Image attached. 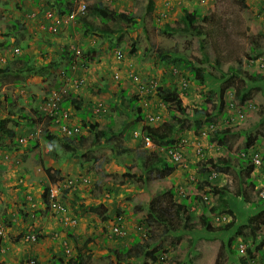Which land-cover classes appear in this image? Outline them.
<instances>
[{
  "label": "rangeland",
  "instance_id": "rangeland-1",
  "mask_svg": "<svg viewBox=\"0 0 264 264\" xmlns=\"http://www.w3.org/2000/svg\"><path fill=\"white\" fill-rule=\"evenodd\" d=\"M65 1L66 9L60 12L56 0H0V41L8 40L10 43L0 48V67L11 66L7 74L0 73V118H10L11 113L16 110V119H10L9 126L17 130L16 141L19 137L27 139L24 143L18 141L22 144L21 148L11 150V146L10 149L6 147L8 169L6 172L0 171V218L6 213L5 223L2 224L7 229L10 227L6 235L0 238L8 243L12 252L19 254L13 264H25L32 258L38 264H54V258H63V247L58 239H54L56 233V238L71 239L75 252L73 255L76 254L78 245L89 238L90 251L84 256L83 264H163L160 256L169 260L173 253L179 254L180 264H239V258L243 255L239 250L241 242L247 244V247L251 245L253 260L250 264H264V257L259 255L256 258V247L245 239V234H250L245 227L247 218L256 212L255 209L244 217L238 207L233 206L236 215L224 219V213L217 214L218 208L214 206L218 204L217 197L210 190L207 192L208 188L201 187V190L195 191V200L191 201L194 205H191L194 210L192 220L199 222L203 206L209 204L206 211L211 216L212 229H197L194 233L183 230L184 235L176 245L171 242L175 239L174 234L170 231L165 234L164 226L158 224L154 213L147 210L148 205L166 202L170 197L167 195L154 199L159 194V185L171 180L180 185L189 184L192 180L191 184L194 185L202 180L204 174L209 176L208 172L201 169V162L209 158L228 161L226 165H221L222 168L212 166L211 172L214 175L211 176V185L227 186L230 207L232 208L231 195L236 198L244 197L240 195L241 179H246L247 173L240 163L241 150L248 140L251 141L252 152L264 150V139L260 134V128L264 124V79H258V74L264 77L262 0H153L151 9L148 8L149 0H84L87 10L91 3L101 1L104 6L116 11L120 19L114 16L108 21H102L97 17L93 18L88 12L77 14L62 25L57 34H53L48 30L47 12L68 15L77 10L76 0ZM185 7L196 20L197 29H182L183 20L181 22L180 18ZM129 11L138 20L135 26L131 24V20L126 19ZM100 16L106 18L108 11L103 10ZM189 20L185 18V21ZM90 25H99V29L109 32L89 31L87 36L84 30ZM117 26L122 27L123 35L120 42L112 46L111 42H116L118 35L112 30ZM23 27L27 29L23 30ZM202 41L204 49L201 48ZM64 49L72 50V53H66ZM73 49H78V52ZM117 50L123 54L119 61L116 57ZM163 56L168 59L163 60ZM72 58L78 64H87L85 70L81 67L78 69V73L85 74L86 82L77 96L72 92L74 87L71 79L61 76L63 66H69ZM177 58H184L177 61L179 64L190 61L195 66L204 68L206 82L203 83V77L193 74L185 65H182L181 72L178 69V73L174 74V69L171 70L174 64L171 61ZM51 61L53 65L45 73L38 72L40 66ZM114 72H119L121 78H115ZM132 73L145 80L154 78L158 82L156 90L152 89L154 87L150 89L152 96L145 99L148 104L140 102L145 112L158 114L149 125L170 123L173 108L182 127L179 130L177 126L175 136L186 140L183 156L187 165L176 166L174 172L162 182L153 178L158 175L152 173V181L148 185L150 191L138 177L131 175V172L137 174L139 169L135 149L146 147L145 144L138 146L142 140L140 136L134 138L130 134V130L142 124V121H134V115L127 108L128 95L138 91L129 75ZM231 74L234 77L232 87L220 93L225 78ZM184 81L188 82L187 88L183 87ZM159 85L162 88L177 89L182 108L186 106L189 110L187 115H179L173 103L159 99L156 95ZM217 86L219 98L225 103L224 114L218 115L215 124L218 128L230 130L227 146L209 142L207 123L199 133H195L193 128L194 108L200 109L203 105L208 106L210 111L216 108V98L210 100L205 93L209 88ZM243 88L249 91L244 103L238 102L235 96ZM53 89L67 90L63 95L65 104L73 109L75 120L77 117L82 118L84 125L88 127H84L86 139L81 145L82 149L76 150L75 155L63 150L62 142L65 137L55 132L56 127L51 121L36 113L38 109L43 110L45 98ZM122 89H127L129 93L125 94ZM148 95L145 94L144 98ZM74 97L79 98L81 103L76 110L73 107L78 105V101ZM98 102H104L108 106L107 112L99 115L92 112ZM22 105L28 109L27 115L33 117V125L28 124V120L18 112ZM99 127L109 131L97 138L95 133ZM45 132L54 134L56 139H47ZM76 144L79 146L78 142ZM198 147L202 148L201 153L197 152ZM124 148H127V152L123 151ZM85 151L89 152V159L83 167H79L78 154ZM156 152L165 155L162 149ZM54 156L57 160L52 161L51 157ZM91 156L95 157L94 161ZM25 162L27 167L23 164ZM50 164L61 169L64 175L62 178L81 175L90 178L88 185L77 186L74 191L62 195L68 211L72 214L75 209L83 211L80 214L82 217H79L80 224L72 232L73 238L69 237L66 228H59L60 221L54 210L42 207L44 187L51 184L46 179L44 170ZM31 168H35L36 172ZM22 170H31V177L25 182L19 179ZM70 170L73 172H69ZM140 176L145 178L143 173ZM248 176L255 184L249 183L245 187L250 192L247 199L243 198L246 202L242 201L246 208L252 205L249 203H255L257 186L263 183V174L258 169L249 172ZM22 177H28V172H24ZM29 182L32 185H28ZM21 184H26L27 189ZM30 186H35V191ZM3 187L6 191H3ZM197 194L208 195L209 199L202 197L201 200ZM34 203L36 205L33 206ZM90 205L95 207L94 211ZM118 218L125 228L124 236L112 233V225ZM229 222L231 225L224 233L222 228ZM232 225L240 229L239 237L233 241L229 238ZM28 232L36 233V240H27L24 236ZM147 232L153 236V245L149 251L154 254L155 260L144 253L140 256L132 254L121 261L111 251L113 248L131 246L134 235ZM229 245L234 252L230 251ZM38 246L42 247L45 257L34 251Z\"/></svg>",
  "mask_w": 264,
  "mask_h": 264
},
{
  "label": "trees",
  "instance_id": "trees-1",
  "mask_svg": "<svg viewBox=\"0 0 264 264\" xmlns=\"http://www.w3.org/2000/svg\"><path fill=\"white\" fill-rule=\"evenodd\" d=\"M152 2L153 0H149V6L148 8H152ZM65 0H56V4L58 5V9L60 12L65 11ZM264 7V5H263ZM103 10H107L108 11V16H106V18L100 16L101 12ZM86 12H88V14L90 13L91 15H93V18L97 17L99 19H101L102 21H108L111 18H114V16L116 18H118V13L116 11H113L111 8L104 6L103 2L101 1H97L96 3H91V6H89L88 10H86ZM86 12L84 14H86ZM110 12V14H109ZM264 12V8H262V14ZM128 20H131V24L132 25H136L138 24V20H136L135 16L132 14V12H128ZM120 15V14H119ZM189 18V22L185 21V18ZM120 19V18H118ZM181 22L183 20V27L182 29H184L185 31H189L191 27H194L197 29V25H196V20L193 19L191 17V13L188 11V8H183V15L180 18ZM118 24V23H117ZM14 26H16L17 28H19V26L17 25V23H14ZM99 25H90L85 27L84 33L88 36L89 35V31L93 32V31H102V32H106L108 34L109 31L104 30L103 28L98 27ZM26 27H23V30H26ZM112 31H115L117 37H116V42L113 41L111 42V45H116L120 42L121 37L123 35V31H122V27L117 26L116 28H114ZM111 32V31H110ZM10 44L8 40L6 41H0V48L4 45H8ZM201 44V48L204 49V45H203V41L200 43ZM63 51H66V53H70L72 50H68V49H64ZM72 53V52H71ZM163 56V60L168 59V57ZM173 59V58H171ZM175 59V58H174ZM24 60L26 61V57L24 58ZM184 60V58H177L175 61H171L174 64V67H176V69H179L180 72L182 71V65H185L186 67H188L190 69V71L193 74L196 75H201L203 77L202 82L205 83L207 78L206 75L204 74V68H202L201 66H195L194 64H192L190 61H186L185 64H179L177 61H182ZM170 62V61H168ZM181 63V62H180ZM172 64V65H173ZM53 63L48 62V64L42 65L38 68V72L39 73H45V71L48 70V68L52 67ZM68 65L66 66V69L68 70ZM11 66H3L0 67V73H5L7 74L11 69ZM258 79L262 80L264 79V77H262L260 74H258ZM225 83L223 84V87L220 89V93L222 92V90H226L230 87H232L233 85V81H234V77L232 76V74L225 78ZM122 92L128 93L127 90L122 89ZM263 92H264V88H263ZM248 93L249 91H247L246 89H241V91H239L235 96L237 97V101L238 102H242L244 103L248 97ZM160 100L163 101H169V103H173V105H175L176 109H178L179 115H187L188 113V109L185 107L182 108V101L181 98L178 95V91L175 87H164L162 88L160 85L158 87V92L156 94ZM149 96L151 97L152 94L149 93L148 96L145 97V99H149ZM205 96H207L210 100H213V98L215 97L217 100V105L216 108H213L212 111H210L208 109V106L203 105L200 109H196L194 108V112L193 115L195 116V120H194V124H193V128H194V132L195 133H199L200 130L202 129L204 124H208L207 126V138L209 140L210 143H218L221 146H227L228 144V134H229V129L227 128H218V127H214V124L217 122V117L218 115H222L224 114V100H222L219 95V88L217 87H211L209 88L206 93ZM170 97H172V99L170 100ZM129 98V102L127 105V108L129 109L130 113H132L134 115V117L136 118L137 121H142V125H141V132H142V140L140 141L141 143L138 144V146L142 147L145 144V137H150L152 139V141H154L159 147H163V146H174L176 147L179 143V141L181 140L180 138H178L177 136H175V131L177 130V126L179 127V130H181V122L178 120L177 118V113L175 112V110H173V108H171V114H172V120L170 121V123L166 124H161L158 126H152L149 125V123H151V119L149 117H147V112H145L142 108V105H140L139 103V96L136 95H128ZM10 99L12 100V97H10ZM77 107H80V102H77ZM61 105H65V100L63 99L61 101ZM19 108V107H18ZM17 108V109H18ZM43 109V108H42ZM180 109V110H179ZM39 110V111H38ZM36 110V113H38L39 115H44L46 116L52 123V125L54 124L53 122V118L50 117L46 112L45 109L40 110L38 109ZM16 112V110H15ZM15 112H12V117H4V118H0V146H5L8 149H10L9 146H11V150L16 149V148H21L22 144L20 143H24L27 141L26 138H24V141H21L22 138L19 137L18 141L15 140V136L17 134V130L13 127V126H9V120H15ZM18 112L21 114L22 117H24L25 119H27V123L28 124H32L34 123L33 117L27 115L28 113V109L25 108L24 105L20 106V108L18 109ZM29 114H31V109L29 110ZM262 122H264V119H262ZM261 124V123H260ZM212 125V128H211ZM55 130V129H54ZM108 129H99L96 131L95 135L97 136V138H100L104 135H106V132L108 133ZM208 131V132H207ZM56 133L59 134V131H55ZM51 134V133H50ZM49 133L45 132V137L47 139H56L54 134L50 135ZM260 134L262 136V138L264 139V124L261 126L260 128ZM22 135V134H21ZM59 136V135H58ZM63 137H65V139L62 142V146H63V150L72 153L73 155H75V153H77L76 150H80L82 149L81 145L83 144L84 138L86 139V137L84 135L78 136H65L62 135ZM3 137H8L9 141L6 142L4 140ZM134 137V136H132ZM79 143V146H76V143ZM11 143H13L12 145H10ZM251 141L248 140L246 145L243 147V149L241 150V161L240 163L245 167L246 169V173H247V177L246 179L242 178L241 179V188H240V192H241V196H244L242 198L247 199V194H250L249 191L246 190V186L249 185V183H254L253 180L251 179L250 176H248V173L253 171L255 169L254 164L252 163V159L251 154L253 153L251 151ZM54 145H53V149H54ZM145 147V145H144ZM128 148V147H127ZM127 148H124L123 151L127 152ZM149 149V150H148ZM32 150V149H31ZM153 150V151H151ZM158 149L157 148H149V147H145L142 149H135L136 153L135 156L138 158L139 160V169L137 170V174L135 172V174H133V172H131V175H135V177H138L139 180H141L146 188L148 189V191H150V188H148L149 181H152V173H156V175L158 176H153V178H158L159 181H164L168 176H170L174 170L176 169V164L174 161H172L166 154L162 155V154H158L156 151ZM164 152V151H163ZM88 151L85 152H81L80 154H78L79 157V167H83L85 161L87 159H89L88 157ZM165 153V152H164ZM58 158L59 155H57ZM262 157L264 160V150L262 152ZM52 161L57 160L56 157H51ZM91 159L94 161L95 157L91 156ZM62 163V161H61ZM228 161L223 160L221 158L219 159H213V158H209L206 159L205 162H201V169L204 172H208L209 176H207V174H204L202 177V180L200 179L198 182H196L194 185H192V180L190 181V183H186L185 185H180L177 184V182H175L174 180H171V182H168L166 184H163L162 186L159 185L158 187V191L159 194H157L156 196H154L155 200H158L162 197H165L167 195H170L169 199L164 202H158L156 204H150L147 206V210L151 211L154 213V217L156 218V222L158 224H162L164 226V231L166 232L165 234H167L169 231L172 232L175 236V239H172V243L173 244H177L179 243L178 241L180 239H182L183 234V230L186 232L191 233L193 231V233L195 231H197V229H203L206 228L207 230H211L212 229V224L210 223L211 221V216H209V214H207L208 210V206L204 205L202 208V216L199 218V222H194L193 219V211L192 210V205L191 201H194L196 198V190H201V187H206L207 192L210 190V193L212 195H214L215 197H217L218 199V204H215V208H218V213H224L222 215V217L226 214V215H236V213L233 210V206L234 207H238L239 211L242 213V215L245 217L249 212H250V208L249 207H244L242 205V201L243 199H239L236 197H233V195H231V200L232 201V208L230 207L231 205L228 204L229 201V193L227 190V186L221 185V186H212L211 185V168L216 167V168H222V164H227ZM241 165V166H242ZM45 174H46V179L49 180L50 183H54L56 181H58L59 179H61L63 176H61V173L59 171V169H57V166L55 165H50L47 166L45 168ZM220 171H224V170H220ZM260 174H263V183H260L257 186V198L258 200H255V203L252 204V207L255 208V213L253 215H250L247 218V223L245 225V227H247L246 230H249L250 234H245V239L246 241L252 243L256 249H254V253H255V257L257 258L259 255H262L264 257V200L261 197V191L264 188V167L258 171ZM130 174V172H128ZM145 174V178H143L142 175ZM211 173V174H210ZM24 174L23 171H21V175ZM132 176V177H133ZM172 179V178H170ZM191 179V178H190ZM180 186H182V189H180ZM23 188H27L26 185L23 186ZM49 186H45L44 187V192H43V206L46 210H48L49 208H52L54 210V212L56 213V215L58 216L57 218L59 219L60 222H66V225L60 224L59 223V228L62 229L66 228L68 230V234L70 238H73L72 232L73 230L76 229V227L80 224L81 220H80V214L81 212H83L81 209H75V213L72 214L71 211H69L68 213H66L67 211V205H66V200L63 199L62 195H67V193L70 192V189L68 187H66L65 190H63V194L60 196H52L51 193L49 192ZM187 191H190L192 194H189ZM75 195H77L78 199H80V197L78 196L77 193H74ZM195 194V195H194ZM199 195V194H197ZM201 195V194H200ZM200 199L203 200L204 196H200ZM203 197V198H202ZM209 198V196L207 197ZM250 199V197H249ZM245 202V201H243ZM40 203V201H39ZM38 204V201H37ZM39 206H41V204H38ZM192 205V206H191ZM82 206H84V204H82ZM262 206V207H260ZM90 208L95 209V207H91ZM96 212V211H95ZM66 213V214H65ZM253 213V212H252ZM6 213L3 214V218H0V228L2 223H5L4 219ZM65 215V216H64ZM82 217V216H81ZM220 217V216H218ZM180 219V220H179ZM71 220H75V223H71ZM228 225V226H227ZM226 226H223L222 230L225 233V230L229 229V225H231V223L229 222V224H227ZM234 226L232 225L231 229ZM230 231L229 234V238L231 241L235 240L236 238L239 237L240 232L238 230L239 227L235 226L232 230ZM263 229V230H262ZM4 235V232L0 233V237ZM66 242L70 245H72L71 243V239L69 240L68 238H65ZM153 236L151 234L144 233L143 235H134L133 236V240H132V244L129 247H124V248H120V249H116V248H111L114 253L115 256L117 257V259L124 261L126 260L128 257H131L132 254H135L137 256L143 255L144 253H146V255H151L152 259L155 260L154 258V254H152L149 249L152 247L153 243ZM89 238L86 239L83 244H79L76 250V255L74 257H72L70 260L67 261V259H64L65 257V253H63V255L61 257V259L58 258H54L53 263L54 264H58L59 261H61V264H83L84 261V256L87 255V253L90 251V246H89ZM249 243V244H250ZM224 244V242H223ZM8 246V243L5 240L0 241V252L2 248H5ZM159 247H161L162 249V244L159 245ZM230 251L234 252L235 250L232 249V246L229 245ZM160 249V248H159ZM251 249V245L249 247H247V253L243 254L242 256H240L239 258V264H250V261L253 260V255H252V251ZM158 250V249H157ZM75 253V252H74ZM257 253V254H256ZM162 254V253H161ZM162 256V255H161ZM37 260L38 258L36 256H34ZM180 256L178 253H173L172 256L170 257V259L168 260L169 264H180V260L178 259ZM53 258V256H52ZM160 262H161V258H159ZM32 262L33 264H38V261H36L35 259L32 258Z\"/></svg>",
  "mask_w": 264,
  "mask_h": 264
},
{
  "label": "clouds",
  "instance_id": "clouds-1",
  "mask_svg": "<svg viewBox=\"0 0 264 264\" xmlns=\"http://www.w3.org/2000/svg\"><path fill=\"white\" fill-rule=\"evenodd\" d=\"M58 14V13H57ZM60 15H62V14H60ZM263 15V14H262ZM48 25H49V21H48ZM49 30V29H48ZM52 33V32H51ZM54 34V33H53ZM78 49H73V51H77ZM74 58H72L71 59V64L67 67L68 68V70L66 69V66H63L64 67V69H62L61 71H62V74H61V76L63 77V74L65 73V76L63 77V78H70L71 79V83H72V86L74 87V89H73V93H75V95L77 96V95H79L80 94V89H81V87H82V85H81V87L80 88H76L75 86H74V84H73V81H74V79L75 78H77V77H80V76H83V75H85L84 73H78L79 71H78V69L77 70H75V71H72L71 70V66L73 65V64H75V63H77V60L76 59H74ZM119 61V60H118ZM79 65H80V67H81V65H82V63H79ZM86 66H87V64H86ZM79 67V68H80ZM172 69H176V67H174V65H173V67L171 68V70ZM178 70V69H177ZM180 72V71H179ZM116 74H118V77H116ZM133 75H137V76H139L140 78H141V80L142 81H137V80H135L134 79V77L131 75V74H129L130 76H131V79L133 80V85H134V88H136V89H138V91L137 92H135L134 94H131V95H138L139 96V103L140 102H142V101H144V102H147L146 100H145V98H144V96H145V94H149V93H151V91L149 92V91H147V92H143V89L140 87V83H143L144 81H148V80H145V78L143 77L142 78V76H140V75H138V74H134V73H132ZM77 75H79V76H77ZM114 76H115V78H117V79H120L121 78V76H120V73L119 72H114ZM70 82V81H69ZM187 88V87H186ZM63 90V89H62ZM80 90V91H79ZM127 90V89H126ZM52 91V90H51ZM128 91V90H127ZM68 92H69V90H68ZM72 92H70V94L71 95H74ZM66 93H67V90H66ZM129 93V92H128ZM82 94H83V92H82ZM49 96V95H48ZM47 96V97H48ZM47 97L45 98V101H46V99H47ZM74 99L75 100H77L78 102H79V98H76V97H74ZM62 100H63V97H62ZM45 101H44V103H45ZM144 102H142L143 104H144ZM101 104V105H100ZM143 104H142V106H143ZM44 105V104H43ZM141 105V104H140ZM61 107L62 108H64V109H67L68 111H69V119L67 120L66 119V122L68 123V122H70V123H77V124H79L80 126H81V128H82V133H80V134H77L78 136H81V135H84L85 137H86V133L84 132V127H87V125L85 124L84 125V123H83V120H81L82 118H78L77 117V119L75 120V115H74V111H73V109L71 108V107H66L65 105H61ZM77 106H74L73 108L75 109ZM42 108H43V106H42ZM76 110V109H75ZM93 111V113L94 114H100V113H105V112H107V110H108V106L104 103V102H98L97 104H96V106H95V108L94 109H92ZM45 113H47L48 114V112H45ZM150 114H155L156 116H158V114H157V112H155V113H153V112H151V111H149V112H147V117H149L150 118ZM49 115V114H48ZM50 117H52L53 118V122H54V126L56 127V130H58L59 131V135L60 136H62V135H65L63 132H62V130L60 129V123H58L56 120H55V117H53V116H51V115H49ZM134 121L135 122H138L137 120H136V118L134 117ZM152 121V120H151ZM63 122V121H62ZM141 125L142 124H140V126H136L135 128H133L132 130H130V134L132 135V136H134V138H137V137H141L142 138V132H141ZM53 126V127H54ZM55 127H54V129H55ZM214 127H217L216 126V124H214ZM88 128V127H87ZM211 128H212V125H211ZM99 129H105V128H97L96 130H99ZM106 134H107V132H106ZM207 134V133H206ZM65 136H68V135H65ZM72 136H75V135H72ZM147 138H149V140H150V144H148V142H147ZM145 146L146 147H149V148H157L158 150L159 149H162L164 152H165V154L172 160V161H174L175 162V164H176V166H183V165H187L186 164V161H185V159H184V156H183V149L185 148V145H186V140H184V139H182V140H180L179 141V143L178 144H181V146L179 147V154H180V159H178V160H176V159H174L173 157H172V155H171V153H170V150H172V151H174L173 149H175V147L174 146H163L162 148L161 147H159L154 141H152V139L150 138V137H145ZM197 152H199V153H201V150H202V148L201 147H198L197 149ZM256 154H259V157H260V163H257L256 162V160H255V157H256ZM4 157L3 158H1L0 157V163H3V161L5 162V164H8L7 163V161H6V158L5 157H7V153H4V155H3ZM251 159H252V163L254 164V166H255V169L253 170V172L254 171H256L257 169H258V171H260L263 167H264V160H263V157H262V152H253L252 154H251V157H250ZM50 165H53V164H50ZM49 165V166H50ZM6 169H7V167H6V165H0V171L1 170H4V171H6ZM57 169H59V171H60V173H61V176H64L63 174H62V171H61V169L59 168V167H57ZM23 171V173L24 172H26V171H24V170H22ZM69 172H73V170H70ZM212 175H214V173L212 174ZM211 175V176H212ZM19 179H20V181L22 182V181H26L28 178L27 177H22V175H19ZM47 181V180H46ZM49 181V180H48ZM90 183V178L88 177V178H86L84 175H81V176H75V177H71V176H69V177H67V178H62V179H59L58 181H56V182H54V183H51V184H53V185H51L50 184V188H49V192L51 193V188L53 187V186H55L56 184H60V185H63L64 187L62 188V191L57 195V196H60V195H62L63 194V190H65L66 189V187H68L69 189H70V191L72 192V191H74L75 189H77V186H80V185H88ZM42 183H40V185H41ZM68 184V185H67ZM21 185H26V184H21ZM28 185H32V184H30V182H29V184ZM39 185V186H40ZM264 185V184H263ZM27 186V185H26ZM28 187V186H27ZM41 187H43V185L41 186ZM30 188L31 189H33L34 191H35V189H36V187L35 186H33V187H31L30 186ZM25 189H27V188H25ZM262 191H264V188L262 189ZM261 193V192H260ZM207 197H208V195H207ZM261 197H262V199L264 200V197L261 195ZM31 199V198H30ZM207 199H209V198H207ZM206 199V200H207ZM240 199H243V198H240ZM257 200H258V198H257ZM242 201V200H241ZM243 201H245L246 202V200H244L243 199ZM254 201V200H253ZM249 204H253V202H251V203H249ZM34 205H36V203H34L33 204V206ZM251 210V213L252 212H254V209L255 208H253L252 207V205H250V206H248ZM69 211L67 210L66 211V213H68ZM65 213V214H66ZM65 216V215H64ZM225 216V217H224ZM223 216V218L225 219V218H227V217H230V215H224ZM13 220V219H12ZM14 221V220H13ZM14 222H16V221H14ZM17 223V222H16ZM60 224H63V225H66V223L65 222H60ZM115 226H118L120 229H122L123 231H124V234H119V233H116V231L114 230V227ZM112 233L113 234H115V235H118V236H124L125 235V228L119 223V218H118V221L116 222V223H114L113 225H112ZM10 229V227H8V229H7V227H5L3 224L1 225V228H0V231L1 232H4V235H6V232H7V230H9ZM0 232V233H1ZM3 235V236H4ZM36 233H32V232H28V233H26L25 234V236L24 237H26V239L27 240H29V241H34V240H36ZM3 236H1V237H3ZM55 236H58V233H56V234H54V239H58L60 242V244H61V246L63 247V251H62V253H65L66 255L65 256H67V258L66 257H64V259H67V261L68 260H70L72 257H74L76 254H74L73 255V246L72 245H70V244H68L67 242H66V239L65 238H63V237H59V238H56ZM1 239V238H0ZM2 240V239H1ZM240 244H244L243 242H241ZM245 245V244H244ZM246 249H247V244L245 245V250H244V252H242L241 250H240V245H239V250H240V252L241 253H243V254H245L246 253ZM62 250V249H61ZM3 252H6V253H8V254H10V253H12V250H11V248H10V246L8 245L7 247H5V248H2L1 249V252L0 253H3ZM73 255V256H72ZM162 259H163V264H168V260H166L165 259V257L164 256H160ZM13 260L14 259H11L10 260V263L11 264H13ZM0 264H9L8 263V260L7 259H5L4 257H0ZM19 264H21V263H19ZM25 264H33V262H32V259H29V260H27V262H25Z\"/></svg>",
  "mask_w": 264,
  "mask_h": 264
},
{
  "label": "built area",
  "instance_id": "built-area-1",
  "mask_svg": "<svg viewBox=\"0 0 264 264\" xmlns=\"http://www.w3.org/2000/svg\"><path fill=\"white\" fill-rule=\"evenodd\" d=\"M76 2L78 3L77 10L72 11L68 15H64V14L60 15V14H57L56 12H51V11L47 12V19L49 21L48 29L50 32L58 33L60 31V28L62 25L69 22L77 14H84L86 12L87 3L84 0H82V1L76 0ZM262 5H264V0H262ZM263 18H264V12H263ZM77 52H78V50H77ZM122 56H123L122 52L120 50H117L116 51L117 59L118 60L122 59ZM79 67H80V65L78 63H75L71 66V70L75 71V70L79 69ZM86 67H87L86 64L81 65V68L83 70H85ZM176 73H178V70L174 69V74H176ZM131 75L134 77L135 80L142 81L139 76L133 75V74H131ZM64 76H65V73L63 74V77ZM116 77H118V74H116ZM85 82H86V78L83 75V76L75 78L73 81V84L76 88H80L81 85H83ZM157 85H158V82L154 78H149L148 81H144L143 83H140V87L143 89V92H147V91L150 92L151 91L150 89L152 87H154L152 89L156 90ZM187 86H188V82L184 81L183 87L186 88ZM65 93H66V89L61 90V91H58V89H53L50 92L49 96L47 97V99L43 105V109H45L49 115L55 117V120L58 123H60V125H59L60 129L62 130V132L65 135H68V136L77 135V134L82 133L81 126L77 123H70V122L67 123L66 119L67 120L69 119V111L67 109H64L61 107L62 97ZM145 103L148 104V102H145ZM156 117H158V116H156L155 114H150V119L152 121ZM24 140H25L24 138L21 139V141H24ZM147 142H148V144H150L149 138H147ZM180 146H181V144H178L175 147V149H173L174 151L170 150L172 157L176 160L180 159V154H179V147ZM255 160L257 163H260L259 154H256ZM63 187H64L63 185L56 184L54 187L51 188V195L57 196L62 191ZM180 189H182V186H180ZM261 195L264 197V191H261ZM204 198L207 199V195H204ZM65 223L67 224V221ZM71 223H75V220H71ZM114 230L116 231V233H119L121 235L124 234V231L122 229H120L118 226H115ZM240 250L242 252H244V250H245L244 244H240Z\"/></svg>",
  "mask_w": 264,
  "mask_h": 264
},
{
  "label": "crops",
  "instance_id": "crops-1",
  "mask_svg": "<svg viewBox=\"0 0 264 264\" xmlns=\"http://www.w3.org/2000/svg\"><path fill=\"white\" fill-rule=\"evenodd\" d=\"M54 34H57V33H54ZM4 138V140L6 141V142H8V137H3ZM8 149H6V147L5 146H0V157L1 158H3L4 156V153H7L8 151H7ZM24 164V166H28V164L25 162V163H23ZM0 165H6V167H7V169H8V164H5V162H3V163H0ZM7 169H6V171H7ZM27 169H29V167L27 168ZM31 170L33 171V172H36L35 171V168H31ZM31 170H27L26 172H28V177L27 178H29V177H31V175L29 174L30 173V171ZM5 171V172H6ZM3 191H6L5 190V188L3 187ZM14 219V218H13ZM15 220V219H14ZM34 251L36 252V253H38V254H40V256H42V257H45V252L43 251V249H42V247L41 246H38V247H35V249H34ZM19 256V254H18V252H12V253H10V254H8V253H6V252H3V253H0V257H4L5 259H7L8 260V263L9 264H11L10 263V260L11 259H15L16 257H18Z\"/></svg>",
  "mask_w": 264,
  "mask_h": 264
}]
</instances>
